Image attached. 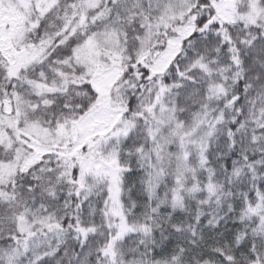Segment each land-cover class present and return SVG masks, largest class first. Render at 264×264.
<instances>
[{
    "label": "snow or ice",
    "instance_id": "snow-or-ice-1",
    "mask_svg": "<svg viewBox=\"0 0 264 264\" xmlns=\"http://www.w3.org/2000/svg\"><path fill=\"white\" fill-rule=\"evenodd\" d=\"M0 264H264V0H0Z\"/></svg>",
    "mask_w": 264,
    "mask_h": 264
}]
</instances>
